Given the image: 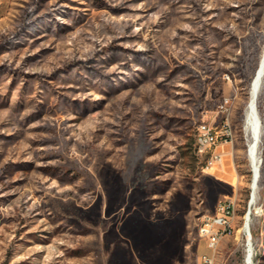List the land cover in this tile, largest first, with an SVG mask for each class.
<instances>
[{
  "label": "rangeland",
  "instance_id": "1",
  "mask_svg": "<svg viewBox=\"0 0 264 264\" xmlns=\"http://www.w3.org/2000/svg\"><path fill=\"white\" fill-rule=\"evenodd\" d=\"M263 47L264 0H0V264H196L228 196L216 264L249 238L264 264V89L254 202L244 128ZM204 121L233 131L206 170Z\"/></svg>",
  "mask_w": 264,
  "mask_h": 264
},
{
  "label": "bare ground",
  "instance_id": "2",
  "mask_svg": "<svg viewBox=\"0 0 264 264\" xmlns=\"http://www.w3.org/2000/svg\"><path fill=\"white\" fill-rule=\"evenodd\" d=\"M255 73L250 81V88H249V99L248 104L246 107L245 112V121H244V128L248 135V159L251 166V170L253 172V180H252V202L256 199V188L257 183L260 175V143L262 138V118L259 111V98L264 89V47L262 53L260 55V59L258 62V66H256ZM227 78V77H226ZM229 79V78H228ZM232 98V97H231ZM233 104V103H232ZM230 109V108H229ZM233 110V108H232ZM230 112V111H229ZM224 127H228L229 136H228V143L233 142V131L232 127L228 125V123L224 122ZM237 206L238 203L236 200L231 202V214H230V223L227 227H225L222 232L217 234L216 238L213 241V253H212V262L211 264H216V254L218 250L219 243L221 239L229 234L233 228L234 223L237 217ZM252 213V212H251ZM246 215H251L250 212ZM249 219V216H247ZM199 231H202V222L199 226ZM248 253L246 255V263L245 264H256L255 263V255L253 252V248L251 245V239H248ZM200 258V256L198 257Z\"/></svg>",
  "mask_w": 264,
  "mask_h": 264
},
{
  "label": "built area",
  "instance_id": "3",
  "mask_svg": "<svg viewBox=\"0 0 264 264\" xmlns=\"http://www.w3.org/2000/svg\"><path fill=\"white\" fill-rule=\"evenodd\" d=\"M229 130L228 127H224V123L218 129L208 123L201 122L197 127V140L196 149L199 154H210L205 170L210 169L214 164L222 160V154L219 152H212L210 150L218 143H228ZM231 202H233V196H228L221 200L216 207L213 214H206L203 216L202 231H199L200 237L205 241L207 251L200 255L196 264H211L213 253V241L217 234L222 232L230 223L231 214ZM245 216V232L249 237V219Z\"/></svg>",
  "mask_w": 264,
  "mask_h": 264
}]
</instances>
